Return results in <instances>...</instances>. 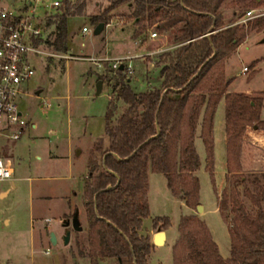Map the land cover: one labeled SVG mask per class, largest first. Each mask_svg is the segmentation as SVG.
<instances>
[{"label":"rangeland","instance_id":"rangeland-1","mask_svg":"<svg viewBox=\"0 0 264 264\" xmlns=\"http://www.w3.org/2000/svg\"><path fill=\"white\" fill-rule=\"evenodd\" d=\"M29 1L35 3L34 0H15L11 5L5 0V4L18 9L24 8ZM52 1L41 0L35 6L43 36L49 32L44 26L46 18L56 11L49 6ZM74 1L85 3V9L82 15L69 21V33H73L69 50L52 53L40 48L44 54L32 59L34 75L28 83V95L19 101V109L26 114L28 124L15 141L0 138L1 154L13 164L12 179L0 181V264H116L111 257L90 254L88 217L84 207L87 197L82 192L83 181L88 179L91 153L98 161L96 171L99 170L101 151L97 148L98 139L104 136V114L109 108L115 114L123 110L122 101L116 97V79L111 78L115 75V68L111 65L119 61L125 66V77L132 78L133 90L144 91L158 84V69L153 63L160 53L139 57L130 55L135 49L132 37L147 27L140 34L145 46L157 48L165 43L172 49L177 42L174 30L163 33L156 29L155 23L161 24L162 19L155 17L150 24L145 20L136 21L133 8L127 5L116 8L115 14L108 19L109 27L105 25V29L95 35L96 26L89 19L101 14L108 0ZM249 9H254L255 17L242 23L240 20L245 18ZM220 12L227 24L244 25L247 30L245 41L225 61L229 81L226 92L261 95L264 106V43L261 42L264 39V0H225ZM84 26L88 28L85 34L82 33ZM121 27L125 30L119 29ZM154 31L156 37H150ZM97 51L99 55L86 56ZM118 54L126 55L120 57ZM104 58L108 60H101ZM243 68L246 70L242 71ZM101 76L104 79H100ZM99 80L102 81L101 93L96 96ZM221 99L224 102V98ZM223 116L225 105L221 102L216 118ZM199 132L200 127L194 139L201 161L196 173L199 205L205 212L202 209L198 213L197 209L187 207L180 197L174 196L167 188L163 174L148 172L150 216L143 220L140 233L152 241L153 234L162 231L151 225L156 216L168 217L171 225L165 231V244L155 246L148 256L149 264H173L172 247L178 238V222L190 214L197 215L207 224L224 258H229L230 254L229 230L244 244L248 241L249 233L240 223L234 222L233 210L244 207L252 215L256 211L248 193L256 195L258 187L264 186V130L252 126L247 129L239 152L241 170L234 174L226 173L225 146L216 129L213 180L207 169ZM103 142L105 147L106 139ZM241 175L246 179L244 182H240ZM261 205L264 209V199ZM74 216L82 229L71 230L68 245H64L61 241L65 232L62 224ZM51 231L57 237L55 245L49 243Z\"/></svg>","mask_w":264,"mask_h":264},{"label":"trees","instance_id":"trees-1","mask_svg":"<svg viewBox=\"0 0 264 264\" xmlns=\"http://www.w3.org/2000/svg\"><path fill=\"white\" fill-rule=\"evenodd\" d=\"M59 1L60 6L46 18L44 26L49 32L33 40L38 48L52 53L68 50L67 19L82 15L85 9L83 2ZM223 1L108 0L102 13L89 19L95 26L100 22L107 25L110 13L127 5L133 8L136 21L150 24L155 17L162 19L161 24L156 21V29L163 33L174 30L177 42L176 47L158 54V61L153 63L158 69V84L134 91L132 78L125 77L122 65L111 77L116 79V97L122 101L123 110L115 114L109 108L104 114V136L98 139L97 148L101 151L99 170L94 153L89 158L83 193L87 197L84 207L91 255L111 257L116 264H149L147 258L155 245L140 233L143 220L150 216L148 172L163 174L169 191L187 207L197 209L200 190L196 171L201 161L194 139L200 127L199 137L213 180V119L222 97L226 173L241 170L239 152L247 129L264 130L261 95L226 92L229 81L225 61L245 41L247 30L244 25L223 20ZM145 30L147 27L140 34ZM240 177V182L246 180ZM258 189L256 195L248 193L256 205L253 215L244 207L233 210L234 222L249 233L246 244L229 230L230 254L224 258L207 224L195 214L186 215L178 222L173 264H264V186ZM151 225L162 231L171 226L166 216L153 217Z\"/></svg>","mask_w":264,"mask_h":264},{"label":"built area","instance_id":"built-area-1","mask_svg":"<svg viewBox=\"0 0 264 264\" xmlns=\"http://www.w3.org/2000/svg\"><path fill=\"white\" fill-rule=\"evenodd\" d=\"M39 1L34 0V4L29 1L24 8L15 9L7 6L5 0H0V138L15 141L28 124L26 114L19 109V101L28 95V83L34 75L32 59L44 54L33 43L34 38L42 33V27L35 16V6ZM49 6L57 9L60 1L53 0ZM253 17L254 9H249L240 21L247 23ZM87 31L86 26L82 27L83 34ZM156 35L155 31L150 33V37ZM98 65L101 66L100 63ZM119 65L117 61L111 66L114 69ZM245 70L243 68L242 71ZM12 174L13 164L0 150V181L11 180Z\"/></svg>","mask_w":264,"mask_h":264},{"label":"crops","instance_id":"crops-1","mask_svg":"<svg viewBox=\"0 0 264 264\" xmlns=\"http://www.w3.org/2000/svg\"><path fill=\"white\" fill-rule=\"evenodd\" d=\"M115 10V9H114ZM113 10V11H114ZM113 14H115L114 12H111L110 13V15L112 16ZM73 17H69L68 19H67V25H68V30H67V42H68V50H69V43H70V41L72 40V38H73V33H69V21L72 19ZM106 27H109L108 25H106ZM105 29V28H104ZM119 29H121L122 31H124L125 29H124V27H121V28H119ZM156 32V31H155ZM164 33H167V31H165ZM132 40L134 41V43H135V49H133V51H131L130 53V55H132V56H136V57H139V56H148V55H153V54H158V53H161V52H164L165 50H168L169 48L165 45V43L164 44H162L161 46H159V47H157V48H149L148 46H145V44L142 42V40H141V36L140 35H137V36H133L132 37ZM151 41H153V39H151ZM106 50H108V48H106ZM106 50H105V53H107L108 54V51L106 52ZM98 53H100L99 51H97V52H95L94 54H90V55H86V56H95V55H97ZM104 53V52H103ZM104 53V54H105ZM99 55V54H98ZM123 55H126V54H118V56H120V57H122ZM152 60H154L153 59V57H152ZM231 91V90H230ZM100 93H101V90L99 91ZM100 93H98L97 94V92H96V96H98ZM108 101H109V96H108ZM223 103L224 104V102H223V99H221L219 102H218V104H217V109H216V111H215V115H214V119H213V122H214V125H213V139H214V141H213V153H214V148H215V145H216V140L217 139H215L216 137H215V134H216V129H218V137H219V139L223 142V144H224V146H225V149H226V139H225V122H224V118H225V116H223V117H221L220 119H218V118H216V116H217V110H218V107H219V104L220 103ZM264 107V106H263ZM263 112H264V108L261 110V114H260V117H261V119L262 120H264V118H263ZM32 127H34L33 125H32ZM95 141V140H94ZM94 141H93V144H94ZM92 144V145H93ZM91 145V146H92ZM214 156V155H213ZM224 156H225V154H224ZM215 160V159H214ZM86 166H87V163H86ZM85 172H86V169H85ZM85 172H84V174H83V178H84V175H85ZM84 182L85 181H83V189H84ZM12 183V185H13V182H11ZM149 190V189H148ZM83 192V191H82ZM68 196V195H67ZM65 197V198H68V197ZM67 200V199H66ZM69 201V199L67 200V202ZM218 210V209H217ZM205 212V209H204V207H203V213ZM155 234V233H154ZM153 234V235H154ZM165 241H166V232H165ZM164 241V242H165ZM219 248V247H218Z\"/></svg>","mask_w":264,"mask_h":264},{"label":"water","instance_id":"water-1","mask_svg":"<svg viewBox=\"0 0 264 264\" xmlns=\"http://www.w3.org/2000/svg\"><path fill=\"white\" fill-rule=\"evenodd\" d=\"M104 28H105V24H103L102 22L98 23L96 25L95 29H94V34L97 35V34L101 33L104 30ZM261 42L264 43V39ZM101 84H102V81H100V80L96 84V92H97V94L100 93L99 91H100V88H101ZM196 207H197V212L198 213H201L203 207H201L200 205H197ZM75 220L76 221L73 222L74 230L75 231H80L82 229V227L79 226V222L77 220V217H75ZM68 224H69V221H65V222H63L62 227H66ZM70 234H71V232H70L69 229L64 232V235H62V237H61L62 244L68 245V241L70 239ZM157 235L160 237V240L159 241L156 240ZM164 235H165V231H157L152 236V242H153V244L155 246L164 245L165 244V242H164L165 241ZM56 242H57L56 234H55L54 231H51L49 233V243L51 245H55Z\"/></svg>","mask_w":264,"mask_h":264},{"label":"flooded vegetation","instance_id":"flooded-vegetation-1","mask_svg":"<svg viewBox=\"0 0 264 264\" xmlns=\"http://www.w3.org/2000/svg\"><path fill=\"white\" fill-rule=\"evenodd\" d=\"M10 1V3L12 4L13 2H15V0H9ZM78 220V219H77ZM66 221H69V224L66 226V227H64V231H67L68 229L70 230V232H71V230H74V227H73V222L74 221H76L75 220V216L74 217H70V218H68V220H66ZM65 222V221H64ZM75 231V230H74ZM71 235V234H70Z\"/></svg>","mask_w":264,"mask_h":264},{"label":"bare ground","instance_id":"bare-ground-1","mask_svg":"<svg viewBox=\"0 0 264 264\" xmlns=\"http://www.w3.org/2000/svg\"><path fill=\"white\" fill-rule=\"evenodd\" d=\"M164 237H165V235H164ZM156 240L157 241H159L160 240V237L157 235V237H156Z\"/></svg>","mask_w":264,"mask_h":264}]
</instances>
